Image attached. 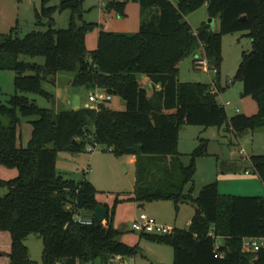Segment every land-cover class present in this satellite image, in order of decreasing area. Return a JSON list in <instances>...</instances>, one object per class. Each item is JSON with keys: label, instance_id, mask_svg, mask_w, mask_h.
Masks as SVG:
<instances>
[{"label": "trees", "instance_id": "obj_1", "mask_svg": "<svg viewBox=\"0 0 264 264\" xmlns=\"http://www.w3.org/2000/svg\"><path fill=\"white\" fill-rule=\"evenodd\" d=\"M49 1L40 0V8L34 9L36 25L53 22L55 11L69 10L66 29L47 25L22 38L13 37L12 30L0 34V71L14 73V92L0 105V165L17 169L13 179L0 180V189H5L0 196V240L8 248L2 250L0 242V258L7 264H36L23 244L29 234L41 239V264H92L95 259L106 263L134 255L135 247L117 239L112 209L103 204L108 209L104 223L93 220L92 211L100 204L93 185L64 178L55 169L58 153L81 152L88 140L106 146L115 157L134 156L128 199L139 208L152 201H172L176 210L179 203L194 207L186 229L139 235L170 246L172 264H264V244L255 252L241 250L242 239L264 238V196L220 194L213 182L191 197L192 189L185 192V187L192 181L195 159L205 152L204 144L191 153L186 166L176 150L181 127L225 126L237 138L264 126V0H132L140 7L137 32L100 29L91 51L85 47V34L94 24L82 19L83 0H58L56 6H48ZM128 1L110 0L103 9L122 16ZM203 6L209 18L218 19V30L201 23L192 31L186 16ZM239 31L246 32L251 49L241 53L233 79L241 83L243 96L253 97L257 112L228 117L216 101L222 89L221 41ZM198 48L209 68L216 69L217 93L208 84L177 78L178 63ZM20 56L41 57L43 63L20 61ZM58 74L71 76L73 87L100 88L118 96L124 109L114 111L104 103L97 110H57L42 83L52 84ZM28 94L53 106L39 107ZM19 117L30 119L32 128L25 147L16 144ZM248 157L264 183V154ZM79 195L84 197V217L75 203ZM75 215L90 224H81ZM216 238L221 243L216 244Z\"/></svg>", "mask_w": 264, "mask_h": 264}, {"label": "rangeland", "instance_id": "obj_2", "mask_svg": "<svg viewBox=\"0 0 264 264\" xmlns=\"http://www.w3.org/2000/svg\"><path fill=\"white\" fill-rule=\"evenodd\" d=\"M110 0H83L82 19L87 23L94 24L91 30L87 31L85 38L89 44V36H92L90 48L94 50L97 42V34L100 29L118 34L132 35L137 32L140 23V7L137 2L129 0L124 8V15H118L114 10L105 11L103 6ZM58 0H50L48 6H56ZM40 8V0H0V22H11L3 34L12 30V36L22 38L31 31H43L47 27L38 26L35 23L34 9ZM70 12L55 11L52 15L54 27L66 29L68 26ZM186 21L192 31L201 23H209L213 30H218L219 22L217 18H209L206 7L203 6L186 16ZM95 36V37H94ZM90 47V46H89ZM88 51L89 48H86ZM251 41L246 36L245 31L234 32L222 37L221 56L222 62L219 69V86L222 88L216 95V101L225 109L228 117L237 113L247 116L257 112V106L252 96H243L242 85L234 80L233 76L241 61V53L249 52ZM90 50V51H91ZM204 59L200 53V48L186 56L178 63L179 82L200 83L210 85L216 81L214 68H209L208 72L194 68V60ZM20 61L43 63V58H29L20 56ZM63 76H69L64 75ZM14 73L12 71H0V105L4 104L14 89L12 85ZM64 78V77H63ZM141 82V79L139 80ZM141 84V83H140ZM63 82L57 86L43 82L42 87L52 95H57L64 107H89L93 103L88 100L87 93L83 88L68 91L64 89ZM33 99L37 106L51 108L52 102H48L43 97L37 95H27ZM111 100L106 102V106L114 111L124 109L121 99L112 95ZM67 109V108H66ZM32 119V118H31ZM30 119L19 117L16 126V144L25 147L31 136ZM204 144V154L195 159V171L192 181L187 183L185 192L193 193L197 196L199 187L203 181L209 179V183L219 181L218 188L220 193L232 195L264 196V183L260 182L256 174L252 171L248 159L240 160L237 151L243 148L245 154L260 155L264 154V126L253 131L246 130L239 137H234L232 133L225 130V126L201 127L185 126L178 131L177 153L183 166L188 165L191 153ZM92 147V151L88 148ZM232 160V161H231ZM134 161L132 155L115 157L104 145H91L85 141L81 152L68 153L60 152L56 156L55 169L64 178L72 179L75 182L86 180L96 188L95 198L97 202L106 203L109 210H113V226L118 231L117 239L129 247H135L136 251L132 256H123L118 259L108 260L103 263L100 259H95L92 264H172V248L165 244H159L143 238H139L140 232L133 231L131 224L140 213L146 214L158 226H170L177 229H186L185 222L193 214L194 207L190 203H179L177 210L172 201H152L144 203L142 208L137 209V205L129 198L134 181ZM236 162L233 170L224 171L221 174V166L231 165ZM250 170L249 174H244V168ZM225 173H231L226 175ZM17 176V169L8 168L0 165V180H10ZM255 189H252L253 183ZM194 184V186H193ZM251 189V190H248ZM255 191V192H253ZM5 193V189H0V196ZM192 193V191H191ZM190 193V195H191ZM117 202L115 203V200ZM80 216H87L85 210H79ZM80 216L76 218L79 219ZM1 242V249L7 251V245ZM221 243V239L216 238V244ZM27 248L28 257L36 264H41V239L35 234H29L23 240ZM0 264H7L5 258H0Z\"/></svg>", "mask_w": 264, "mask_h": 264}, {"label": "built area", "instance_id": "obj_3", "mask_svg": "<svg viewBox=\"0 0 264 264\" xmlns=\"http://www.w3.org/2000/svg\"><path fill=\"white\" fill-rule=\"evenodd\" d=\"M194 68L206 72H208L209 70V66L205 58L195 59ZM213 73L216 74V69H213ZM210 89L212 92L217 93L215 82H212L210 84ZM87 97L88 100L93 103V105L89 106V108L94 110L98 109L99 104H104L106 102H109L112 98L110 94L106 93L105 90L100 88H94L93 90L88 91ZM88 151H92V147H89ZM236 157L240 158L241 160H246V159L249 160V157L248 155L245 154L243 148L238 149ZM244 172L245 174H247L249 173V170L246 169ZM77 216L78 215H75L74 219H76L81 224H90V221L82 220L81 218L77 219L76 218ZM131 229L133 231L140 233L163 235V234H169L173 228L170 226H158L146 214L140 213L137 216V218H135L134 221L132 222ZM263 244H264V238H244L242 239L241 250L243 252H255Z\"/></svg>", "mask_w": 264, "mask_h": 264}, {"label": "crops", "instance_id": "obj_4", "mask_svg": "<svg viewBox=\"0 0 264 264\" xmlns=\"http://www.w3.org/2000/svg\"><path fill=\"white\" fill-rule=\"evenodd\" d=\"M11 22L10 21H8V22H0V34H3L4 33V31H6V29H8L11 25ZM11 28V27H10ZM92 36L93 35H90L89 37V44L90 45H87V39L85 38V47L86 48H92L91 47V44H93L92 43ZM95 37V36H94ZM90 46V47H89ZM221 49H222V41H221ZM91 50V49H90ZM89 50V51H90ZM200 53L203 55V51H202V49L200 48ZM64 77V78H63ZM70 80H71V76H63V74H58V75H56L53 79H52V85L53 86H57V85H59L60 83H62L63 82V85L62 86H64V89H66L67 90V92L68 91H73V90H79L80 88H77V87H73L71 84H70ZM143 80H144V82H148V80L146 79V78H143ZM53 99H54V108H56L57 110L58 109H73V110H75V109H78V108H82V107H79V106H76V105H74L75 107H72V108H69V107H64L62 104H61V102L59 101V99H58V96L57 95H53ZM123 104V103H122ZM111 110H113V109H111ZM241 160V159H240ZM232 161V160H231ZM243 161V160H242ZM182 163V162H181ZM235 163L236 162H232V166L231 165H225L224 163H223V166H221V174H223L224 173V171H226V172H229L230 170H233L234 168V166H235ZM234 165V166H233ZM245 170L246 169H248L249 170V168H247V167H245L244 168ZM245 170H243V171H245ZM252 171H253V169H252ZM249 173H250V170H249ZM249 173H247V174H249ZM226 175H228V174H231V173H225ZM244 174H245V172H244ZM257 176V175H256ZM258 178V177H257ZM259 179V178H258ZM259 181H260V179H259ZM207 182H210L209 181V179L207 180V181H203V183H200V184H202L201 185V187L203 186V185H206V184H208ZM261 182V181H260ZM215 183H216V185H217V190H218V188L220 187V183H219V181H215ZM251 183H253V187H252V189H255V186L254 185H257V184H255L256 182H251ZM92 184V183H91ZM93 185V184H92ZM193 186H194V184H193ZM93 187L95 188V186L93 185ZM133 187V186H132ZM201 187H199V190H200V188ZM95 190H96V188H95ZM193 190H194V188H192V193H191V197H193V198H195L196 197V195H195V193H193ZM248 190H251V189H248ZM219 192V191H218ZM253 192H255V191H253ZM131 193H132V191L129 193V196L131 195ZM220 193V192H219ZM220 194H228V193H220ZM256 194H259V195H251V196H263V195H261L260 193H256ZM232 195V194H231ZM96 199V198H95ZM98 203H100L101 205H103V204H105L107 207H108V205L106 204V203H101V202H98ZM136 204V203H135ZM137 205V204H136ZM144 206V205H143ZM142 206V207H143ZM137 207V209H139V207H138V205L136 206ZM142 207H140V208H142ZM191 218V217H190ZM190 218H189V220H190ZM189 220L187 221V222H185V225L187 226L188 225V223H189ZM119 257H115V259H118Z\"/></svg>", "mask_w": 264, "mask_h": 264}, {"label": "water", "instance_id": "obj_5", "mask_svg": "<svg viewBox=\"0 0 264 264\" xmlns=\"http://www.w3.org/2000/svg\"><path fill=\"white\" fill-rule=\"evenodd\" d=\"M48 26H53L54 23L53 22H48L47 23ZM72 144H75V141H72ZM76 207L80 210L82 209L83 205H84V197L83 195H79L77 200H76ZM108 214V209L106 207H104L101 204H98L94 207L93 211H92V217L93 220L97 223H102L105 221V217Z\"/></svg>", "mask_w": 264, "mask_h": 264}]
</instances>
